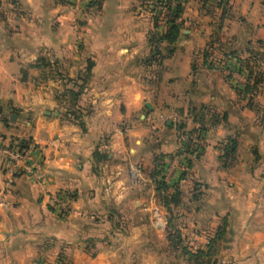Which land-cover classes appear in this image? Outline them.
I'll list each match as a JSON object with an SVG mask.
<instances>
[{"label":"crops","instance_id":"1","mask_svg":"<svg viewBox=\"0 0 264 264\" xmlns=\"http://www.w3.org/2000/svg\"><path fill=\"white\" fill-rule=\"evenodd\" d=\"M102 1L71 11L59 0H0V141L33 158L10 189L9 163L0 161V264H163L155 242L169 246L155 170L163 156L180 181L181 204L171 208L183 238L210 244L226 229L234 243L221 264H264V0L211 8L223 31L217 43L231 55L223 58L259 73L247 94L211 59L209 70L194 62L199 1L188 0L183 38L158 47L160 56L139 0ZM43 62L76 81L93 63L79 119L51 88L26 82ZM172 113L203 135L202 150L179 153L176 124L164 121ZM54 195L70 201L67 211Z\"/></svg>","mask_w":264,"mask_h":264},{"label":"rangeland","instance_id":"2","mask_svg":"<svg viewBox=\"0 0 264 264\" xmlns=\"http://www.w3.org/2000/svg\"><path fill=\"white\" fill-rule=\"evenodd\" d=\"M197 1H199V5L201 6L202 8L201 10L203 13L202 14L200 13L199 18H197V21H199L198 26L200 28L198 31L197 39L198 41L200 40L201 41L199 42L200 47H197L195 49L193 60L199 66V68L201 69L206 68V70H209L210 59L212 62L217 60H225V58L223 57H227L231 55L230 54L224 55L223 52L221 51L222 50L221 47L217 43V38L220 37L219 35L223 34V31H219L218 33L217 25H219L218 19L220 14L218 13L219 15L218 14L215 15L214 10L212 9L217 8L219 4L217 3L216 0H197ZM59 2L62 3L65 7H68L71 11L74 9L96 10L99 7L103 6V1L101 2V0H59ZM137 2H138L137 7L139 8L141 7L143 8V10H147L150 13V19L151 22L153 23V29H154L151 32L150 39L153 38L154 35H156L158 38H161L166 34L169 28V23L170 21H173L174 18L173 11L175 7L179 5L183 9V13L177 23L183 22L184 26L182 31L187 29L188 26L186 27L185 25L183 15L185 11L188 8H190L189 7L190 5H188V0H164V2H162L163 3L162 5L166 6L164 7L165 12L159 14L158 16L153 15L154 13L153 9L160 4L159 3L160 0H139ZM209 23L214 24V27L210 32H209V28H207V26H209ZM228 37L229 36H227V38ZM182 38H183V32L181 34L180 39ZM214 42H216V46L214 45ZM162 45L163 44H161V47ZM204 65L206 67H204ZM31 72H33V74H31V79L26 81L27 83L31 84L33 87L36 86L39 89L51 88L53 90V95H52L53 99L58 101L59 104H61L60 109H62V106H64L66 112L78 111L77 110L78 109L77 107L79 105L78 103L80 102L82 103L83 100L82 97L76 100L75 97L73 96V93H78L82 91L87 81H84V79H81L80 81H76V80L62 78L63 73H65L64 69L58 68V70H56V68L53 69V67L42 63L38 64L37 68L31 69ZM244 72L248 76V71H244ZM239 76L240 77H238V79L242 80L243 77L241 76L240 73ZM167 120H169L170 122L173 121L175 122L176 124L175 132L177 135L178 127L180 125L184 126L183 120L180 118V116H177L173 113L171 115H167L164 118V121ZM183 131H186L185 128L183 129ZM186 132L188 134V131ZM190 134H194V133L191 132ZM202 139L204 140L203 145L205 146V138L202 137ZM204 146L201 149H203ZM170 168L172 167H169L167 165V171H166L167 173H169ZM174 222H175L174 226H172V228L169 229V231H171V233L173 234L177 232L182 233L181 226L178 225L181 222L176 219ZM228 237L229 236L225 234L224 236L217 238V233L216 234L214 233L213 238L210 240L211 245H209V240L207 244L205 242L201 244V242H193L192 240H189L187 237L183 238V236L180 239H176L173 244L169 242V246L166 243H161V241L158 240H155V242L158 249L163 251V255L161 256V260L163 264H221L223 260V257H221L222 252L226 248L233 246L234 243V242H228Z\"/></svg>","mask_w":264,"mask_h":264},{"label":"trees","instance_id":"3","mask_svg":"<svg viewBox=\"0 0 264 264\" xmlns=\"http://www.w3.org/2000/svg\"><path fill=\"white\" fill-rule=\"evenodd\" d=\"M164 2V0H160V6L166 7L165 5H162ZM226 2L225 0H222V3L220 6L224 5ZM227 4V3H226ZM174 18L173 21H170L169 23V28L168 31L166 32V34L164 36H162L161 38H158L156 35H154L153 38L150 39V44L151 46L154 48V54L155 56H160L161 52L160 51H156V49L158 47H161V44H166L169 48L174 47L177 42L180 40L181 38V34H182V29H183V22L182 23H177L178 20L181 18L182 13H183V9L182 7L176 6L174 11ZM240 61L239 63L241 64L239 67L236 68V70L238 72H241V70L243 71V69L245 71H248L249 74V79H253L254 83L253 85L248 83L245 85L244 87V93H250L254 90L255 86L259 83V73L253 70L252 65L250 66V63L248 60H238ZM42 64H45L44 62ZM93 63L89 62L87 64L86 70H85V78L84 81H87L88 77L90 76L92 69H93ZM213 68V63H211L210 65ZM38 65L33 66V68H37ZM243 90V89H242ZM73 93V92H71ZM82 95V91L78 92V93H73V96L75 97L76 100L80 99ZM67 116L71 115L73 116L75 119H79L80 117L77 115V111H68L66 112ZM184 126L180 125L178 127V130H183ZM190 134V133H188ZM233 145H229V147L227 146L225 148V150H230L233 148ZM201 149V148H200ZM200 149H193V147L188 144L186 146V150L193 151V153H197L200 151ZM202 150V149H201ZM187 152V151H185ZM257 152V151H255ZM179 153H182L181 151H179ZM192 153V154H193ZM227 156V155H226ZM173 156H169V158L173 159ZM166 158L167 156H163L160 157L159 159H157L156 161V175L158 176V182H157V188H158V192L161 195V197L163 198V201L166 205L167 211H168V217H167V233H168V241L173 244L175 242L176 239H180L182 238V235L180 232H177L175 234L171 233V231H169V229L172 228V226H174V221H175V216L174 213L172 211L171 207H177L181 204V191H180V181L173 183L171 185H169L166 181H165V172H166ZM190 166V161L187 159V168ZM184 173H182L181 175V180L184 178ZM226 233V229L221 230L219 229L217 232V238H220L222 236H224ZM211 242V241H210ZM211 245V243L209 244ZM211 248V247H210Z\"/></svg>","mask_w":264,"mask_h":264},{"label":"built area","instance_id":"4","mask_svg":"<svg viewBox=\"0 0 264 264\" xmlns=\"http://www.w3.org/2000/svg\"><path fill=\"white\" fill-rule=\"evenodd\" d=\"M153 11V15L158 16L159 14L165 12V8L163 6L158 5L153 9ZM211 63H213V69L219 70V72L229 78V80L234 83L235 87L242 89L241 87L247 84V78L243 77V81L239 80V72L235 70L226 60H217L214 62L211 61ZM177 140L179 151H181L182 153L186 151V146L188 144H190L193 149H200L204 146V140L202 139V136L200 134H187V132L183 130H178ZM179 157L180 156L178 155L174 156V161L179 162ZM0 161H5L9 163L6 189H10L12 184L14 183V176L17 170L20 168V165L23 162H32L33 158L31 153L24 152L21 149H15L9 146H5L0 141ZM186 168L187 165H185V167L183 166V172L186 171ZM26 169L29 170L27 167ZM165 181L169 185L173 184V176L165 172ZM52 202L55 207L59 208L62 211H67L70 206V201L68 199L65 200L58 195L53 196Z\"/></svg>","mask_w":264,"mask_h":264},{"label":"water","instance_id":"5","mask_svg":"<svg viewBox=\"0 0 264 264\" xmlns=\"http://www.w3.org/2000/svg\"><path fill=\"white\" fill-rule=\"evenodd\" d=\"M147 107H148L149 109H151V106H150L149 104H147Z\"/></svg>","mask_w":264,"mask_h":264}]
</instances>
